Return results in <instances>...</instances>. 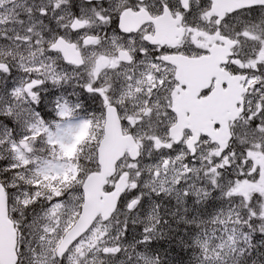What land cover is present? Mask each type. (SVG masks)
Here are the masks:
<instances>
[{
	"label": "snow or ice",
	"instance_id": "snow-or-ice-1",
	"mask_svg": "<svg viewBox=\"0 0 264 264\" xmlns=\"http://www.w3.org/2000/svg\"><path fill=\"white\" fill-rule=\"evenodd\" d=\"M0 264H264V0H0Z\"/></svg>",
	"mask_w": 264,
	"mask_h": 264
}]
</instances>
